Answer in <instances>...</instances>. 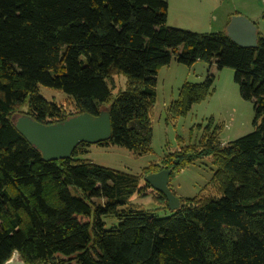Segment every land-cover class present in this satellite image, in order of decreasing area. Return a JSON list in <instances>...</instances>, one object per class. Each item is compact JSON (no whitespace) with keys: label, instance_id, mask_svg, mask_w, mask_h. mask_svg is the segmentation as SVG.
Listing matches in <instances>:
<instances>
[{"label":"trees","instance_id":"1","mask_svg":"<svg viewBox=\"0 0 264 264\" xmlns=\"http://www.w3.org/2000/svg\"><path fill=\"white\" fill-rule=\"evenodd\" d=\"M166 19L167 0H0V264L14 251L25 264H264V37L256 32V47H243L225 31L195 33ZM172 58L231 68L252 103L253 130L221 145L210 119L197 145L143 172L170 170V180L210 157L217 197H178L169 210L139 176L80 159L89 145L45 161L14 126V115L51 124L106 110L110 136L97 145L147 153L155 77ZM114 74L126 79L115 96ZM212 83L182 84L169 117L186 115ZM38 84L65 93L73 112L45 100ZM147 193L170 213L131 204Z\"/></svg>","mask_w":264,"mask_h":264},{"label":"rangeland","instance_id":"2","mask_svg":"<svg viewBox=\"0 0 264 264\" xmlns=\"http://www.w3.org/2000/svg\"><path fill=\"white\" fill-rule=\"evenodd\" d=\"M235 13L247 17L256 26L259 35L264 37L263 0H167L166 26L195 33L225 31L229 16ZM207 76L213 77L211 94L194 103L186 115L174 119L169 117V106L176 100L182 84L201 83ZM107 85L115 96L119 90L125 89L126 79L122 74H114L111 80H107ZM154 89L150 112L152 134L147 153L139 155L117 145L91 144L78 157L99 166L137 175L140 185H143L146 177L144 168L159 163L165 155L180 148L197 145L210 119V128L218 129L221 145L253 130L252 103L239 95L238 86L233 80V70L229 67L217 69L214 62L200 60L187 66L172 58L168 65L159 68ZM38 93L49 102L61 104L67 112H73L68 96L62 91L38 84ZM16 118L17 115H14V120ZM215 169L211 158L205 157L175 171L170 180L168 177V183L177 198L217 197L219 193L212 181ZM130 202L141 209L153 210L158 216L170 213L168 209L160 207L151 193L146 196L134 194ZM104 222L105 228H109L117 220L104 219Z\"/></svg>","mask_w":264,"mask_h":264},{"label":"water","instance_id":"3","mask_svg":"<svg viewBox=\"0 0 264 264\" xmlns=\"http://www.w3.org/2000/svg\"><path fill=\"white\" fill-rule=\"evenodd\" d=\"M225 32L240 46L256 47V26L242 15L231 16L226 24ZM14 126L30 144L39 150L45 161L70 158L79 143L98 144L108 140L110 136L109 114L106 110L100 111L97 116L80 113L51 124L40 123L22 114L14 120ZM169 174L170 170L165 169L150 173L146 175L145 182L166 198L169 210H175L180 202L168 187ZM3 264L25 263L18 259V253L14 251Z\"/></svg>","mask_w":264,"mask_h":264},{"label":"crops","instance_id":"4","mask_svg":"<svg viewBox=\"0 0 264 264\" xmlns=\"http://www.w3.org/2000/svg\"><path fill=\"white\" fill-rule=\"evenodd\" d=\"M233 15H240V14H239V13L232 14V15L229 16V19H230V17L233 16ZM244 17H245V16H244ZM246 18H247V17H246ZM229 19H228V21H229ZM228 21H227V23H228ZM227 23H226V24H227Z\"/></svg>","mask_w":264,"mask_h":264}]
</instances>
